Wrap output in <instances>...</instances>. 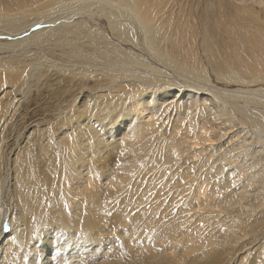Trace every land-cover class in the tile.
Segmentation results:
<instances>
[{"label": "bare ground", "instance_id": "6f19581e", "mask_svg": "<svg viewBox=\"0 0 264 264\" xmlns=\"http://www.w3.org/2000/svg\"><path fill=\"white\" fill-rule=\"evenodd\" d=\"M0 38L9 264H264V87L207 72L264 81V0H0Z\"/></svg>", "mask_w": 264, "mask_h": 264}, {"label": "rangeland", "instance_id": "374dc122", "mask_svg": "<svg viewBox=\"0 0 264 264\" xmlns=\"http://www.w3.org/2000/svg\"><path fill=\"white\" fill-rule=\"evenodd\" d=\"M98 24L99 25H97V26H103V27H105L106 25H105V22L103 21V20H99V22H98ZM1 40L0 41H4L5 39L4 38H0ZM211 70L207 67V72H208V74H209V76H210V80H211V84H212V86H215V87H218L219 89H222V88H226V89H231V90H233V89H237V88H242V89H246V88H255V87H258V86H263L264 87V81L263 82H260V83H258V84H254L253 86H249V87H247V86H238V85H234V84H230V85H227V84H225L224 82H222V81H217L216 80V78H215V76L213 75V73L212 72H210ZM2 94H0V96H1ZM23 99V98H22ZM259 107H262V106H259ZM20 111H21V108H20ZM12 154V153H11ZM10 154V155H11ZM17 211H18V208H16V207H14L13 208V210L11 211V213L10 212H8L7 213V215H9L10 216V214H11V216L14 214V213H17ZM8 225H9V223L8 222H6ZM11 229L12 228H10V225H9V228H8V230L7 231H5V229H3L2 230V236H1V238L0 239H2V241H4L7 237H10V232H11ZM11 239L12 240H14L15 242H18V233H16V234H14V235H12L11 236ZM1 244H2V242L0 243V246H1ZM17 244V243H16ZM18 245V244H17ZM11 257H12V254H9V255H4V256H2V255H0V262H1V264H9V260L11 259Z\"/></svg>", "mask_w": 264, "mask_h": 264}, {"label": "snow or ice", "instance_id": "6c2138e0", "mask_svg": "<svg viewBox=\"0 0 264 264\" xmlns=\"http://www.w3.org/2000/svg\"><path fill=\"white\" fill-rule=\"evenodd\" d=\"M4 228H5V231H7L8 228H9V225L6 223V224L4 225Z\"/></svg>", "mask_w": 264, "mask_h": 264}]
</instances>
